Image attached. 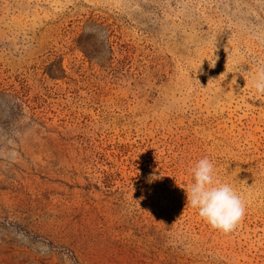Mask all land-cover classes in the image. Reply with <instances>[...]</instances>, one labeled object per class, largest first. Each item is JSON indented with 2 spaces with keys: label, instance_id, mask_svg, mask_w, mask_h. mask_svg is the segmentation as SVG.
I'll use <instances>...</instances> for the list:
<instances>
[{
  "label": "rangeland",
  "instance_id": "374dc122",
  "mask_svg": "<svg viewBox=\"0 0 264 264\" xmlns=\"http://www.w3.org/2000/svg\"><path fill=\"white\" fill-rule=\"evenodd\" d=\"M261 67L264 0H0V264H264Z\"/></svg>",
  "mask_w": 264,
  "mask_h": 264
},
{
  "label": "clouds",
  "instance_id": "9594fccd",
  "mask_svg": "<svg viewBox=\"0 0 264 264\" xmlns=\"http://www.w3.org/2000/svg\"><path fill=\"white\" fill-rule=\"evenodd\" d=\"M252 87L258 96H264V67L253 76ZM190 172L192 183L185 188L187 206L212 229L232 233L246 215L244 197L232 184L217 179L215 165L207 156L197 160Z\"/></svg>",
  "mask_w": 264,
  "mask_h": 264
}]
</instances>
